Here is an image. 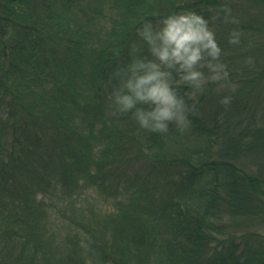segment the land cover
<instances>
[{
	"label": "trees",
	"instance_id": "trees-1",
	"mask_svg": "<svg viewBox=\"0 0 264 264\" xmlns=\"http://www.w3.org/2000/svg\"><path fill=\"white\" fill-rule=\"evenodd\" d=\"M182 12L222 67L162 66L187 126L153 132L113 92ZM0 264H264V0H0Z\"/></svg>",
	"mask_w": 264,
	"mask_h": 264
},
{
	"label": "clouds",
	"instance_id": "clouds-1",
	"mask_svg": "<svg viewBox=\"0 0 264 264\" xmlns=\"http://www.w3.org/2000/svg\"><path fill=\"white\" fill-rule=\"evenodd\" d=\"M161 25L155 29L149 21L140 30L159 62L140 60L130 65L122 86L113 92L117 110L131 111L141 128L153 132H166L170 121L187 126L186 102L173 87L172 73L162 66L175 68L196 89L203 87L205 63L217 76L222 67L221 49L201 15L175 13L164 17ZM143 104L148 107L138 106Z\"/></svg>",
	"mask_w": 264,
	"mask_h": 264
}]
</instances>
